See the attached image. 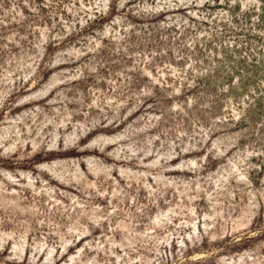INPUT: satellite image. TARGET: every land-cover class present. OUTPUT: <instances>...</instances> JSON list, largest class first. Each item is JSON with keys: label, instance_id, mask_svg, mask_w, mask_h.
I'll use <instances>...</instances> for the list:
<instances>
[{"label": "rangeland", "instance_id": "rangeland-1", "mask_svg": "<svg viewBox=\"0 0 264 264\" xmlns=\"http://www.w3.org/2000/svg\"><path fill=\"white\" fill-rule=\"evenodd\" d=\"M0 264H264V0H0Z\"/></svg>", "mask_w": 264, "mask_h": 264}]
</instances>
